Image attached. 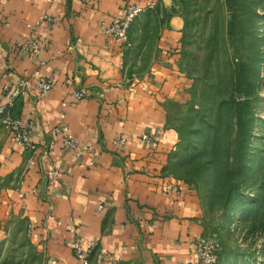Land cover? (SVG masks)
Wrapping results in <instances>:
<instances>
[{
    "label": "crops",
    "instance_id": "1",
    "mask_svg": "<svg viewBox=\"0 0 264 264\" xmlns=\"http://www.w3.org/2000/svg\"><path fill=\"white\" fill-rule=\"evenodd\" d=\"M127 1L0 0V94L3 84L26 81L9 113L32 123L30 145L16 146L0 114L8 152L1 167L21 169L15 190L25 192V206L18 190L0 199L4 208L27 218L34 242L57 264H78L72 242L85 246L92 240L97 247L91 264H195L192 241L207 235L197 219L195 199L183 189L165 190L178 182L166 171L177 134L166 126L159 104L167 74L130 65L144 57L148 45L157 61L179 43L186 21L183 8L178 0H132L153 3L152 20L136 18L127 44H121L106 37L98 24H108ZM44 13L57 23L36 27L42 49L33 56L19 48L30 39L27 25ZM164 14L162 24L153 19ZM39 77L52 79L44 96L34 86ZM76 90L85 95L72 102ZM5 101L0 97V104ZM61 111L70 131L93 146L83 160L52 134ZM156 130L157 141L140 138ZM119 135L124 144L115 142ZM52 168L63 172L56 184L47 177ZM97 255L103 258L100 263Z\"/></svg>",
    "mask_w": 264,
    "mask_h": 264
},
{
    "label": "rangeland",
    "instance_id": "2",
    "mask_svg": "<svg viewBox=\"0 0 264 264\" xmlns=\"http://www.w3.org/2000/svg\"><path fill=\"white\" fill-rule=\"evenodd\" d=\"M178 1L186 20L179 43L157 61L148 45L130 65L167 74L159 104L177 143L166 171L195 199L206 236L218 240L217 264H264V0ZM150 11L140 16L152 20ZM6 137L0 124V198L18 190L21 175L1 167ZM31 231L0 199V264H47Z\"/></svg>",
    "mask_w": 264,
    "mask_h": 264
},
{
    "label": "built area",
    "instance_id": "3",
    "mask_svg": "<svg viewBox=\"0 0 264 264\" xmlns=\"http://www.w3.org/2000/svg\"><path fill=\"white\" fill-rule=\"evenodd\" d=\"M153 3H142L140 1H127L121 13L106 24L100 22L98 24L99 30L109 38L115 39L121 44H127L128 32L132 22L141 14L148 12L153 9ZM57 23L54 16L49 13H44L41 15L34 23L28 24L30 30V39L25 43L20 45V50L27 51L33 56H37L41 49L42 44L35 37V29L37 26L44 24L47 28H51ZM42 63V62H41ZM27 85L26 81L19 82L17 84L6 83L1 86L0 97L6 101L0 104V114L4 116V124L10 128L12 143L16 146H29L30 145V130L32 123L30 121L23 123L20 118L12 117L9 113V108L13 101L16 100L24 87ZM52 79L50 77H39L34 80V86L38 90L39 96L46 95L52 88ZM85 93L82 90H76L72 93V102L83 98ZM66 102H62L61 106H65ZM52 134L60 139L63 148L70 150L75 159L83 160L87 152L92 151L93 146L88 143L78 139L69 128L68 123L64 120V113L59 112V121L52 127ZM140 138L144 141L154 142L159 139V132H145L140 135ZM126 139L119 135L115 138V142L119 144H124ZM47 148H43L42 152L47 153ZM30 165L34 164V160H30ZM89 164H93V161H89ZM48 180L50 184H56L60 179L63 172L59 168H52L47 173ZM183 189V185L180 182L170 183L165 186L166 191L179 192ZM36 191V189H33ZM17 197L21 207L25 206V192L22 190L17 191ZM102 206L99 205V209ZM154 227V223L150 224ZM71 231H75L76 228L71 227ZM97 247V241H89L85 246H82L81 242H72V251L78 264H91V257L94 255L95 249ZM220 250V244L216 238L213 236H200L192 241V259L195 264H217L218 255ZM109 256L107 260H111ZM103 260L101 255L96 256V262L100 263ZM49 264H57V260L52 258Z\"/></svg>",
    "mask_w": 264,
    "mask_h": 264
},
{
    "label": "trees",
    "instance_id": "4",
    "mask_svg": "<svg viewBox=\"0 0 264 264\" xmlns=\"http://www.w3.org/2000/svg\"><path fill=\"white\" fill-rule=\"evenodd\" d=\"M237 92L243 94L246 97L250 95V92L248 90L244 89V88H239L238 87V91ZM246 103H247L246 101H241V102L238 103V105L241 106L240 108H238L239 112L237 113V121L238 122H240V120L244 117V115L246 113L245 112L246 109H247Z\"/></svg>",
    "mask_w": 264,
    "mask_h": 264
}]
</instances>
